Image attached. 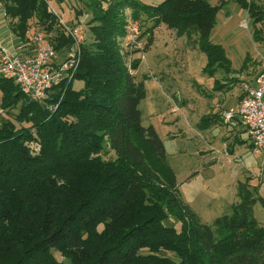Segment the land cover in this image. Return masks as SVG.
<instances>
[{
    "label": "trees",
    "instance_id": "trees-1",
    "mask_svg": "<svg viewBox=\"0 0 264 264\" xmlns=\"http://www.w3.org/2000/svg\"><path fill=\"white\" fill-rule=\"evenodd\" d=\"M237 1L254 19V37L263 40L257 24L264 22V8L255 0ZM1 2L21 39L38 30L58 51L68 45L50 33L59 21L48 0ZM226 2L91 4L93 39L82 41L71 80L53 85L44 102L0 74L7 114L0 119V264H264V224L254 214L264 197L239 181L231 213L212 225L202 221L181 195L163 139L153 125L142 124L147 90L134 73L141 60L128 64L126 57L137 50L122 46L130 9L149 32L145 50L154 29L165 25L179 37L197 39L210 76L219 67L232 70L226 50L211 41ZM75 80L84 87L75 89ZM170 217L179 227L164 223Z\"/></svg>",
    "mask_w": 264,
    "mask_h": 264
},
{
    "label": "rangeland",
    "instance_id": "rangeland-1",
    "mask_svg": "<svg viewBox=\"0 0 264 264\" xmlns=\"http://www.w3.org/2000/svg\"><path fill=\"white\" fill-rule=\"evenodd\" d=\"M112 1L114 0H48L50 10L57 14L59 21L58 26L50 33L61 35V38H66L62 41L68 42V45H63L67 46L65 49L63 46L58 48L61 59L67 57L70 52H77L84 42L93 39L88 23L92 17L91 4L99 6L103 3L106 8ZM141 1L158 4L162 0ZM210 1L215 5L227 1L219 7L217 23L211 31V41L226 50L232 61V69L241 70L247 58L245 70L261 69L264 61V39L254 37V19L237 0ZM255 1L260 4V8H264V0ZM125 16L130 21L129 34L123 39L122 46L127 52L137 50L126 57V60L128 64L135 59L141 60L134 73L138 79H145L147 90V96L140 104L142 124L153 125L163 139L168 161L176 172L185 202L191 205L204 223L212 225L217 217L231 213L233 203L239 200V181H247L257 190L258 197H264V155L254 153L253 145L244 146L247 151H243L239 156H226L223 152L211 149V138L214 140L220 135L224 137V131L211 134L206 129L198 128V114L192 112L195 106L204 107V103L208 102V95L212 92L216 77L225 75L228 78L226 81H235L232 70H228L226 66L219 67L212 71L217 73L211 77V71L206 70L207 56L200 49L197 39L179 37L165 25L154 29L152 44L145 50L149 40L147 27L141 26V20L131 18L130 9L126 10ZM245 19L249 24L248 28L241 26ZM134 22H138L140 33L143 30V34L146 33L140 35L141 38H138V33L133 34L131 31ZM145 24L149 26L151 21L147 20ZM36 27L40 28L38 25ZM257 27L264 38V22L257 24ZM68 28L78 29L79 43L75 38L67 36ZM48 36L53 37L51 34ZM259 65H262L261 68ZM73 87L82 89L84 82L75 80ZM233 101L232 99L231 102ZM1 103L0 91V119L6 114ZM49 108H54V105H49ZM11 112L9 116L15 118L18 108L12 109ZM221 143L224 142L219 140V143H216L218 149ZM194 173L195 175L190 177ZM254 214L264 224V207L260 201L254 206ZM164 223L169 226L180 225L173 217Z\"/></svg>",
    "mask_w": 264,
    "mask_h": 264
},
{
    "label": "built area",
    "instance_id": "built-area-1",
    "mask_svg": "<svg viewBox=\"0 0 264 264\" xmlns=\"http://www.w3.org/2000/svg\"><path fill=\"white\" fill-rule=\"evenodd\" d=\"M241 26L249 27L247 19ZM133 34L139 32L138 22L131 25ZM68 33L79 43L78 29ZM78 45V44H77ZM61 59L60 52L42 31H34L21 39L14 50L0 44V74L14 79L22 91L36 102H44L48 90L63 79L72 78L79 62L80 47ZM27 49V50H26ZM32 54H25L26 51ZM242 97L237 109L226 112V118L238 115L245 126L254 151L264 155V61L253 79L242 82Z\"/></svg>",
    "mask_w": 264,
    "mask_h": 264
},
{
    "label": "crops",
    "instance_id": "crops-1",
    "mask_svg": "<svg viewBox=\"0 0 264 264\" xmlns=\"http://www.w3.org/2000/svg\"><path fill=\"white\" fill-rule=\"evenodd\" d=\"M20 40L21 38L15 34L10 26L4 5L0 0V44L6 48L14 50L20 43ZM26 53L32 54L29 50L26 51L25 54ZM245 66L246 65H244L241 70L232 69V74L235 77V81L232 80V83L226 81L228 78L225 75L220 78L216 77L212 92L208 95V102L204 103V107L195 106L192 110L193 113L198 114V128L206 129L211 134L213 132L224 131V137H221L220 135L214 140L211 138L212 141H209V145L211 146V149L217 150L220 153L223 152L226 156H239L243 151H247L244 146L251 145L249 134L243 125L241 118L238 115H235L230 119L225 116L227 111L237 109L239 105L242 97L241 83L253 79L260 70H245ZM261 66L262 65H259V68H261ZM232 99L234 100L233 103L231 102ZM219 140L224 142L221 143L220 149H218L216 145V143H219Z\"/></svg>",
    "mask_w": 264,
    "mask_h": 264
}]
</instances>
